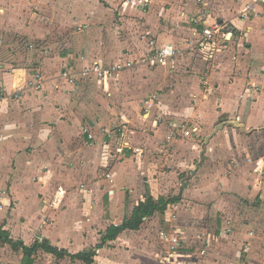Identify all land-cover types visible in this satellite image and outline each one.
<instances>
[{
	"label": "crops",
	"instance_id": "crops-1",
	"mask_svg": "<svg viewBox=\"0 0 264 264\" xmlns=\"http://www.w3.org/2000/svg\"><path fill=\"white\" fill-rule=\"evenodd\" d=\"M129 2L0 0V189L9 192L0 211V253L22 255L19 262L5 258L1 264H26L23 251L4 243L6 237L27 247L46 240L69 256L89 252L149 198L176 202L96 250L93 264H159L164 252H157L156 242L166 248L163 235L176 231L188 264H261L264 151L258 155L254 147L256 137L264 139L263 8L254 0H151L142 7ZM247 5L255 11L243 20ZM200 10L205 23L233 32L211 61L195 56L204 26L191 19ZM65 30L86 37L88 54L41 56L33 68L32 60L16 61L10 52L14 33L52 42ZM150 42L179 49L174 65L134 67L106 88L73 87L60 77L66 63L106 61L94 59V50L137 61L152 49ZM36 71L43 75L41 90L30 85ZM125 112L145 113L133 138L118 120ZM167 113L175 126L186 122L188 134L177 130L180 137L171 140L176 127L170 128ZM121 130L133 148L145 150L143 162L130 150L103 153L109 150L105 142L112 151L121 147ZM109 172L113 183L105 177ZM59 187L68 193L63 205L45 210ZM180 207L193 215L190 220L172 219ZM229 226L233 232L224 235Z\"/></svg>",
	"mask_w": 264,
	"mask_h": 264
},
{
	"label": "built area",
	"instance_id": "built-area-1",
	"mask_svg": "<svg viewBox=\"0 0 264 264\" xmlns=\"http://www.w3.org/2000/svg\"><path fill=\"white\" fill-rule=\"evenodd\" d=\"M150 2L151 0H130L129 4L132 7H142L149 5ZM254 3L263 8L262 14L264 16V0H254ZM254 11L255 10L253 6L247 5L241 13V19H249ZM204 17V10H200L192 17L191 21L194 24L204 26L200 40L202 49L199 53L201 54V57H204L206 60L209 59L211 61L214 59L215 55L225 47V43L227 41H230L233 32L223 24L216 23L214 25H208L204 22ZM155 45V42H150V46L152 47V49L137 61L113 59L112 61L105 62L98 60L90 65H85L80 68L75 64L66 63L62 68L60 77L65 80L67 84L73 87L87 86L88 84H98L99 86L106 88L110 85L112 80H117V78L123 72L134 67L147 66L151 69H155L159 66L174 65L176 57L180 54L179 49L175 48L172 44H167L162 47H156ZM31 48L34 49V46L31 45ZM33 78L35 81H33L30 85L35 90H41L43 86L41 72L36 71ZM22 90L23 89H20L15 92V94H13V97L15 99H19ZM151 106L152 105H150L149 100L147 102V108L144 111L146 114L149 113ZM181 129L183 133L188 134V129L185 130V126H183ZM84 133L88 135L90 140L95 141V136L90 129H85ZM120 135L122 142L121 147L117 148V153L122 154L126 150H130L139 158V160L143 161V151L139 148H133L131 146L129 141L126 139L124 130L120 131ZM108 136L111 137L110 135ZM179 137L180 135L175 131L170 134L171 140H177ZM106 178L109 179L111 183L113 182L111 174H107ZM85 192L90 193L88 190H86ZM112 193L113 191L109 190V194ZM67 195L68 193L63 187L58 188L56 194L53 197V200L50 203L45 202L44 209L47 210L48 207H52L57 210L63 205ZM8 196L9 192L7 190L0 189V211L5 208V203ZM228 225H230L229 222ZM232 232L233 230L231 226H229L226 230H224L223 233L224 235H230ZM180 235L181 231L163 235V237L167 239V254H169V257L166 259L167 262L178 255H183V252L181 251V241L179 238ZM245 250L247 252L249 250V246H247Z\"/></svg>",
	"mask_w": 264,
	"mask_h": 264
},
{
	"label": "rangeland",
	"instance_id": "rangeland-1",
	"mask_svg": "<svg viewBox=\"0 0 264 264\" xmlns=\"http://www.w3.org/2000/svg\"><path fill=\"white\" fill-rule=\"evenodd\" d=\"M65 31H61V33L59 32L57 34V36L55 35L54 41H52V42H49V41L46 42L43 40H29V38H25L21 35L14 33L13 34L14 40H12V42L14 41L15 42L14 45L15 44L16 45L14 48L10 49V52L14 51L13 55L16 56V61L23 62V61H27V60H30V61L32 60L31 63H29V67H33V68H35V66H38V64H40L39 60L41 59V56H42V59L44 57H45L44 59H49V58H54L56 56L68 55L70 53L78 55V56L88 54L87 49L85 48V43L87 40L86 37L85 36L84 37L83 36L78 37L75 33H72L69 30L66 32ZM31 45L34 46V49L31 48ZM94 52H95L94 53V59H96V60L98 58H101V57L105 58V60L108 62L112 61L113 59L114 60L118 59V57L112 58L110 54L106 55L104 57L102 54H100V52H98V50H94ZM196 55H197V57H199V56L201 57L200 53H196L195 56ZM74 63H75V65H77L76 62H74ZM77 66L79 68L83 67V65H79V64ZM42 79H43V75H42ZM94 85L95 84H88L87 86H94ZM94 89L99 90V88H96V87ZM116 99L118 100V98H116ZM121 114H123V115H121ZM144 114L145 113H143V112L139 115L135 112H129V113L125 112V113L119 114L118 118H120V119H118V120L121 122H124L127 125L125 131H127L130 134L131 138H133V136H135L134 132L140 131V128L138 125L139 123H136V122L137 121H139V122L144 121V119H143ZM172 114L173 113L166 115V116L172 117L169 120L170 128L176 127L175 130H173V131L177 132V130L182 131L181 128L183 126H185V130H187L188 125L186 122H183V123L179 122V123H177V126H175L176 120L173 119L174 116ZM172 123H174V125ZM187 131H189V129ZM125 135H126V133H125ZM256 138H257V146H255L254 149L256 150L257 154L259 155L261 152L264 151V141H263L264 139L261 136L256 137ZM126 139L128 140L127 137H126ZM103 145L105 148L107 147L109 149L108 152L103 151V153L108 157H111L110 154H112V156H114V152L117 155H123L125 153L124 152L122 154H118L117 149L112 151L109 143L105 142ZM141 150L143 151V159H144V157H145L144 151L145 150L143 148ZM136 160L138 161V163L143 162V161L139 160L138 157L136 158ZM107 174H111V173L109 172ZM106 175H105V177H106ZM112 194H109V195H112ZM238 205L242 208H245V202H240ZM181 211L183 212L182 207L174 208L172 211L174 213V214L172 213L173 214L172 219H174L175 221H176V219L179 221H181V220L184 221L185 219L190 220V216H193L190 214L186 215V212L182 213ZM192 219L196 220L195 217ZM194 220H193V222L195 223ZM219 220H221V219H219ZM175 224H177V223H175ZM179 238L181 241V236H179ZM163 240H165V239H163ZM2 248H4V250H5L8 248V246H3ZM155 248L157 249V252H159V253L164 252L163 253L164 255H159V257H158L159 259H157L159 264H181V262H183V264H188V262L186 260H190V259H185L184 255H181V256L178 255L175 258L171 259L169 262H167L166 259L169 257V254H167L168 247H166L167 248V250H166L164 244H161L160 241H157L155 244ZM7 250H10V248ZM181 250H182V248H181ZM199 256L197 255V257H199ZM35 257H36L35 264H75V262L73 260H71V258H69L68 256L64 257V258H58L57 261H55L54 258L48 259V257L44 256V253L39 252L38 254H36ZM5 258L16 260L19 262V261H21L22 255H20L19 253L11 254L10 252H8V253L2 252V253H0V264L3 263V260ZM260 260H262V261H260V263L264 264V254L261 255ZM192 262H194V259H192Z\"/></svg>",
	"mask_w": 264,
	"mask_h": 264
},
{
	"label": "trees",
	"instance_id": "trees-1",
	"mask_svg": "<svg viewBox=\"0 0 264 264\" xmlns=\"http://www.w3.org/2000/svg\"><path fill=\"white\" fill-rule=\"evenodd\" d=\"M174 202H176V199L161 200L157 202L153 198H149L145 203H140L136 208H134L132 215L125 219L122 225L109 228L106 234L102 236L101 243L95 249H92L89 252L79 253L75 256H69L64 250L59 251L58 249L52 247L46 240H37L32 247H27L21 242H14L7 237L4 238V243L11 245L15 251L21 249L23 251L24 262H26V264H33L32 257L34 254L38 253V251L54 255L57 258H64L68 256L73 261L79 260L85 264H93L97 249L115 241L124 231L139 230L144 224L145 219L153 217L157 212H164L167 209V206ZM0 235H2V232H0ZM1 241L2 238L0 237V242Z\"/></svg>",
	"mask_w": 264,
	"mask_h": 264
},
{
	"label": "water",
	"instance_id": "water-1",
	"mask_svg": "<svg viewBox=\"0 0 264 264\" xmlns=\"http://www.w3.org/2000/svg\"><path fill=\"white\" fill-rule=\"evenodd\" d=\"M184 184V183H183Z\"/></svg>",
	"mask_w": 264,
	"mask_h": 264
}]
</instances>
